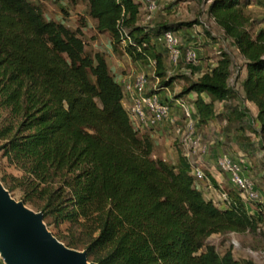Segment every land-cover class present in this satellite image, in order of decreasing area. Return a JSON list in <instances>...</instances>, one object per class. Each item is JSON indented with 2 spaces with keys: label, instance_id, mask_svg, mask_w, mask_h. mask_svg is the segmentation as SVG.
Here are the masks:
<instances>
[{
  "label": "trees",
  "instance_id": "16d2710c",
  "mask_svg": "<svg viewBox=\"0 0 264 264\" xmlns=\"http://www.w3.org/2000/svg\"><path fill=\"white\" fill-rule=\"evenodd\" d=\"M67 1L71 7L86 5L85 15L95 21L97 34L109 35L113 52L122 46L134 65L154 61L150 68L159 89L185 81L170 100L158 98L170 109V119L176 101L191 94L199 126L222 118L214 109L217 101L226 103L231 115L245 117L232 106L240 98L230 81L234 61L226 52L215 55L216 65L198 77L166 78L164 51L156 42L168 59L163 34L176 37L202 25L198 19L143 26L136 0ZM42 3L0 0V155L20 173L4 174V188L41 213L59 242L85 252L95 264H255L235 260L231 249L220 255L206 244L212 235L259 231L258 215L247 211L236 188L220 190L206 173L209 184L227 196L217 205L195 182L194 159L154 158L148 132L155 127L135 123L122 104L124 86L105 55L86 51L80 38L84 16L72 30L65 25L64 7L61 17L47 19ZM249 6V0H211L207 16L236 48L238 70L245 72L242 100L256 108L248 127L264 153V29L254 31L262 19L253 18ZM169 124L174 134L175 122ZM256 172L263 192L254 190L261 202L264 158ZM257 204L263 215L264 204Z\"/></svg>",
  "mask_w": 264,
  "mask_h": 264
},
{
  "label": "rangeland",
  "instance_id": "374dc122",
  "mask_svg": "<svg viewBox=\"0 0 264 264\" xmlns=\"http://www.w3.org/2000/svg\"><path fill=\"white\" fill-rule=\"evenodd\" d=\"M31 1H38V0H31ZM40 1L44 3L42 4L45 7L44 14L47 19H51V17L52 18L61 17L62 13L60 12L59 7H64L68 13L67 14L68 18L66 19V21H64L65 25L71 28L72 30L80 28V24L82 23L81 18L82 16H84L83 21H84V24H86V26L81 28L80 38L84 42L86 51L91 52L92 54L102 53L103 55H105L107 58V62L111 69L110 70L111 74L115 77L120 76L119 74H117V72L127 73V71H129L128 66L129 64H132V63L130 62L128 57L125 55L124 48L122 46H118V48L113 52L111 48V39L109 35L97 34L96 29H95L96 27L95 21L88 18L85 15V10H86L85 4L81 3V4H77L75 7L74 6L71 7V5L68 3L67 0H59L57 3L55 2V0H40ZM136 1H138L142 6L141 24L143 26L153 25L154 23H158V22H167V23L188 22V21H194L198 19L199 22L202 23V25H197L193 27L191 29V33H193L192 35H194L195 37H198V38L202 37L206 41L204 42L202 40L193 39L196 41L195 44H193V47H195L199 53H201V51H204L205 55L206 54L208 55V53L212 54L216 51L220 52V50L222 51V53L223 52L227 53L226 50H228L229 54L234 57L235 67L239 68L241 66V62L238 60V57L234 56L235 50L232 47H230L228 43H225L224 45L220 46L219 48L220 50L214 51L213 49V46L217 44L218 45L221 44L220 42L221 39L218 38L219 32H217V29H218L217 26L207 16V8L211 0H153L156 2V9L152 13L147 23L146 22L143 23V19L145 16V13H144L145 0H136ZM255 5H257V7L254 9L252 8L249 11L253 18L262 19L260 27H257L254 29L255 32H259L260 29H264V0H258V1L255 0V3L252 2V7H254ZM184 36H187V35L184 34ZM176 37H178V40L180 41V46H182L180 50L185 49V47L187 46H186L185 40L183 41V34L176 33ZM156 43L158 44V48L162 52L164 51L166 78L178 76L177 74H175V72H172V66H170V64L168 63V59H167L164 47L160 43L158 42ZM209 59H211L210 56L204 60L203 59L200 60V62L209 60ZM213 61H215V59H213ZM197 65L198 64H195V66ZM182 67L185 68V66H182ZM136 72L137 73L135 74H137L138 76L142 74L141 72H138V70H136ZM185 84L186 83L183 80L181 81L175 80L174 85H172L168 89H165V88L159 89V79L155 77V75L153 74V69H152V72L146 78L145 89L147 90L149 89L150 91H156L157 89H159L160 92H164L167 96L170 95L172 98L173 96L180 93L182 86ZM239 90H240V87H237L236 91L238 92ZM214 122H215L214 126L210 128V129H213V133L209 131V134H207V132L205 134L203 133L201 134L200 132H198V134L201 136L203 142L210 141V138H208V135H211L212 141L214 142V145H215L218 142L221 131H224L223 127L226 126L228 123H224L223 119L220 122H217V124H216V121ZM243 133H244V136H241L240 138H238L240 140L238 143L244 142L243 139L246 137H248V140L250 141L252 140L253 136H249L248 131L243 130ZM219 143H222V142L219 141ZM241 153L244 154V151H241ZM244 155H246V153ZM246 157H247V165H248V174L252 175V182L254 183L255 187L259 191H262L261 183L259 182L258 178L255 175V171L258 170V166L255 165V162L253 159L254 157L251 158L249 155H246ZM4 174L20 176V173L13 166L8 165L6 159L2 158L0 155V183H1V177ZM204 176L206 180L202 182L203 187H205L203 193L206 199L211 200L209 196H206V195H208L209 192L212 190H214L215 192L217 191L219 192V190L209 184V180L207 179L206 172L204 173ZM218 188L220 190L221 189L226 190V187L223 185L221 188L220 187ZM9 195L16 202H21L18 192L16 191L11 192V193L9 192ZM221 203L222 201L220 199L216 201L217 205H220ZM260 203L264 204V198L261 200ZM221 205H223V203ZM26 208L31 210L28 207ZM258 209H260V207H259V204L257 203H252L251 207H249L251 214L258 215V218L257 216H254V217L259 219L258 220L259 222H257V225L259 226V231L257 230V231H246L244 233L212 235L207 239L206 244L215 247L216 251L220 255H223L228 249H231L235 260H238V261L251 260L255 264H264V213L263 215H260ZM62 229H64V227H62ZM47 230L53 236L56 233V231L52 227L51 228L47 227ZM0 264H5L1 256H0Z\"/></svg>",
  "mask_w": 264,
  "mask_h": 264
},
{
  "label": "crops",
  "instance_id": "0c3cea01",
  "mask_svg": "<svg viewBox=\"0 0 264 264\" xmlns=\"http://www.w3.org/2000/svg\"><path fill=\"white\" fill-rule=\"evenodd\" d=\"M250 1V6L248 8V10H251L252 8H256L257 5H255L254 7H252V2L255 3V0H249ZM258 1V0H256ZM250 12V11H249ZM217 32H219L218 34V38L221 39V44H217L215 46H213L214 51L215 50H220V46L224 45L225 43H228V45H230V47H232L235 50V54L234 56L238 57L236 48L234 46V44L227 40L224 39L221 36V32L219 31V29H217ZM178 34H183V41L185 40L186 42V46L189 47L193 44H195V40L193 39H198V40H202V41H206L205 39H203L202 37H195L194 35H192L193 33H191V30H187V31H181L178 32ZM187 35V36H184ZM182 37V36H181ZM225 41V42H224ZM205 50V49H204ZM227 53L229 54V51L226 50ZM220 52H222L220 50ZM216 52L209 54L208 55L204 53V51H201V53L198 52V65H185V68L182 67V65L180 64L178 67H172V72H175V74L177 75H185V76H192V77H198L201 73L206 72L209 68L211 63L213 62V59L215 58ZM210 56L211 59L209 60H205V61H201L200 60H204L206 58H208ZM230 57H232L233 61L234 57L232 55L229 54ZM106 59V63L107 66L110 69V66L107 62V58L105 56ZM239 60V57H238ZM212 61V62H211ZM240 61V60H239ZM128 70L127 73H118L120 76H114L116 82L120 83L121 85H129L131 83H134L136 77H137V73L136 70H138V72L144 73L147 76L152 72L149 62H144L142 64H129L128 66ZM245 79V72L244 70H241L239 72L238 68H233L232 73H231V77H230V81L233 83L235 90H237V87H240V90L237 92L239 94V101H236L233 103V107L237 106L238 110L241 111V113H243L245 115V117H237L236 114H230L231 110L230 107H226V103L224 102H214V109L216 111L217 114H221L222 118L216 120V124L217 122H220L223 119L224 123L228 124L226 126H224L223 130L221 131L220 137L218 139V142L214 145V142L212 141V137L211 135H208V138H210V141L204 142L208 148H207V152L204 155H201L199 157L195 158V162L197 164L200 165L201 170L205 173L210 174V176L213 178V180L215 181V183L221 188L222 185L225 187H230L229 186V182H228V177L226 174H222L219 173L216 165H215V160L216 158L219 156H223V155H227L230 157H236L239 154H242L241 151H244V154L246 153V155H249L251 158L254 159L255 165H257L259 167L260 161L264 158V153L260 150L258 143V138L255 136V134H253V132L250 130V128L248 126H252L254 125L252 123V120L254 119V117L256 116V108L253 104L245 102L242 100V83ZM240 85V86H239ZM149 90V89H148ZM147 89L144 90V92H148ZM150 91V90H149ZM154 95L158 96V98H162L165 100V98L169 99L171 98L170 95H166L164 92H160L158 90H156V93H153ZM133 95L130 94H125L124 95V100L122 102L124 108L128 111L130 104L132 102V97ZM201 97L204 99V101L209 102V97L205 94H202ZM195 99V95L191 94L188 95L186 97H184V100L186 101V103L188 104L190 109H195L194 105H193V101ZM188 100V101H187ZM172 115H171V119L172 121L175 122V124L179 125L182 124V119H181V115H180V111L175 108L172 110ZM215 124V122L209 123L208 125H204V126H199L198 128V132H200L201 134H205L207 132V134H209V131H211L213 133V129H210L211 127H213ZM171 125L167 122H163L159 127L150 130L149 133V137L152 141L153 144V157L154 158H158L167 162H175L177 160V158L182 155V151L179 145V141L178 139L175 137V135L172 132L171 129ZM249 128V129H247ZM206 130V131H205ZM243 130H246L249 132V136H253L252 140H248V137L244 138L243 141L244 142H240L238 143L240 140L238 138H240L241 136H244ZM176 140H175V139ZM222 142V143H219ZM222 144V145H221ZM250 161V160H249ZM252 169V167H251ZM255 175L257 177V172L255 171ZM252 178V175H250ZM218 192V191H217ZM215 192L214 190L210 191L208 195L209 198L216 203V201L218 199H220V192ZM221 200V199H220ZM222 204V203H221ZM220 204V205H221Z\"/></svg>",
  "mask_w": 264,
  "mask_h": 264
},
{
  "label": "built area",
  "instance_id": "2783aa9c",
  "mask_svg": "<svg viewBox=\"0 0 264 264\" xmlns=\"http://www.w3.org/2000/svg\"><path fill=\"white\" fill-rule=\"evenodd\" d=\"M144 19L143 23L149 21L152 13L156 9V2L153 0H145ZM163 42L168 54L169 63L173 66H178L183 60L187 65H195L198 63V55L193 45L187 47L183 52L178 48V39L171 33L163 34ZM216 56H221L219 51H216ZM149 65L154 68L155 62L148 61ZM216 60L211 63L212 67L216 65ZM209 71V70H208ZM146 78L145 76H137L134 83L124 86L125 94L133 95L131 105L128 109L130 116H132L140 126L159 127L163 122L169 121L170 109L167 105L159 102L156 95H145ZM178 110L180 111L182 124L174 125L173 131L175 137L179 141L182 155L188 159L193 160V176L195 182L199 185L206 180L204 172L200 165L195 162V158L206 154L208 146L202 141L198 134L199 118L195 109H190L184 99L176 101ZM216 168L219 173L226 174L228 182L238 191L239 199L250 213L249 207L252 203H260V198L254 190L255 185L252 178L248 174L247 157L244 154H239L235 158L230 156H223L218 159ZM201 188V187H200ZM204 189V188H203ZM222 203L227 202L225 193L220 194ZM251 214V213H250Z\"/></svg>",
  "mask_w": 264,
  "mask_h": 264
},
{
  "label": "water",
  "instance_id": "95a60500",
  "mask_svg": "<svg viewBox=\"0 0 264 264\" xmlns=\"http://www.w3.org/2000/svg\"><path fill=\"white\" fill-rule=\"evenodd\" d=\"M0 256L5 264H95L85 252L65 247L41 213L13 200L0 183Z\"/></svg>",
  "mask_w": 264,
  "mask_h": 264
}]
</instances>
